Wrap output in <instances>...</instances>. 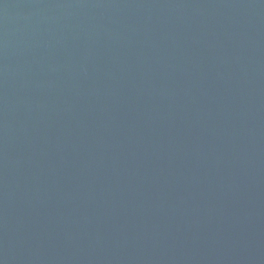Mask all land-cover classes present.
<instances>
[{
  "label": "water",
  "instance_id": "95a60500",
  "mask_svg": "<svg viewBox=\"0 0 264 264\" xmlns=\"http://www.w3.org/2000/svg\"><path fill=\"white\" fill-rule=\"evenodd\" d=\"M0 264H264V0H0Z\"/></svg>",
  "mask_w": 264,
  "mask_h": 264
}]
</instances>
